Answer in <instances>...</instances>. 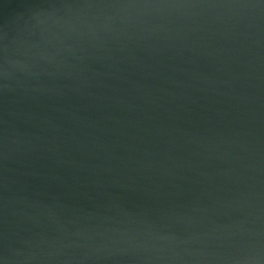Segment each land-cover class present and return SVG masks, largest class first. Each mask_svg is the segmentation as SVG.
Segmentation results:
<instances>
[{
	"label": "water",
	"instance_id": "95a60500",
	"mask_svg": "<svg viewBox=\"0 0 264 264\" xmlns=\"http://www.w3.org/2000/svg\"><path fill=\"white\" fill-rule=\"evenodd\" d=\"M0 264H264V0H0Z\"/></svg>",
	"mask_w": 264,
	"mask_h": 264
}]
</instances>
